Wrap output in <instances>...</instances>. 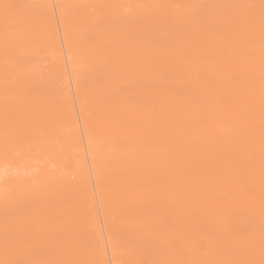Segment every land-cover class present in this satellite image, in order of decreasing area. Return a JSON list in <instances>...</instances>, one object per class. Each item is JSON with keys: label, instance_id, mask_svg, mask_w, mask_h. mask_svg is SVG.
Listing matches in <instances>:
<instances>
[{"label": "bare ground", "instance_id": "1", "mask_svg": "<svg viewBox=\"0 0 264 264\" xmlns=\"http://www.w3.org/2000/svg\"><path fill=\"white\" fill-rule=\"evenodd\" d=\"M15 4L12 14L0 0V171L22 163L30 173L40 159L53 168L0 185V211L8 212L0 239L19 244L26 227L40 249L56 235L66 245L57 264H108L106 242L114 264H264V142L255 141L264 139V0ZM104 9L113 15L98 21ZM254 11L261 17L244 22ZM194 33L202 37L192 45ZM171 37L177 50L159 57ZM219 66L240 73V84ZM129 69L137 72L118 83ZM248 90L259 94L244 95ZM149 158L145 175L135 174ZM112 160L128 183L119 194L116 184L97 187L98 172ZM218 163L224 168L216 172ZM144 183L147 191L138 192ZM60 185L75 187L72 207L54 192ZM30 195L49 213L31 218L22 205ZM132 197L142 213L125 220L116 204ZM82 214L86 222H77ZM193 229L202 232L196 240ZM173 231L181 233L174 244ZM124 243L134 248L127 257ZM80 250L91 259L81 263ZM15 255L1 253L4 260Z\"/></svg>", "mask_w": 264, "mask_h": 264}, {"label": "rangeland", "instance_id": "2", "mask_svg": "<svg viewBox=\"0 0 264 264\" xmlns=\"http://www.w3.org/2000/svg\"><path fill=\"white\" fill-rule=\"evenodd\" d=\"M216 2H220L223 3L224 0H215ZM54 3V1H53ZM8 5V8L10 10V12L12 14H15L18 12V8L19 6L15 4V0H5V5ZM54 11L56 13V7L54 6ZM75 13L72 12L70 13V16L74 17ZM113 15V12L109 9H104L101 10L98 14L97 20H105L110 18ZM189 15V13L187 11H185L183 13V18L186 19L187 16ZM69 16V18H70ZM71 17V18H72ZM261 15L259 14V12L254 11L248 18H244L243 21H247L250 19H258L260 18ZM194 23H189L188 29H191L194 25ZM197 24V23H195ZM57 27L58 30L60 32V45H61V49L65 55V36L62 34L61 32V25L60 22L57 18ZM195 37L193 36L192 38L194 39H190V44L194 45L197 42H199V39H201V35H197L196 33ZM242 36V32L239 31L236 34V39H240ZM28 37L30 39L35 38V34L33 33H29ZM168 36H164L163 34H158L156 36V38L158 39H165ZM40 45L39 43H35L32 45L31 50L35 51L37 49H39ZM178 48V42H177V37H171L168 40H166V44L164 45L161 53L159 54V57H162V55H167L169 56L170 54H172L173 51H176ZM45 66V64H42L40 67L43 68ZM221 66H219L220 68ZM89 70V65L85 64L82 66V68L80 69V73L83 76L84 74H87ZM221 70H229L230 71V80L233 82V84L235 86L239 85L241 82V78L242 75L240 73H235L234 72V68H230V67H225L222 66ZM137 72V69H129L127 71H125L123 73V76L118 80V83H121L122 78L124 76H128V75H132L134 73ZM142 93H147L146 90H142ZM259 93L258 92H252L250 90L246 91L244 93V95L249 96V97H255L257 96ZM158 96V95H157ZM160 98V97H159ZM74 107L76 109V111L78 112V102L76 99H74ZM80 123H81V119L79 118ZM165 136H168V134H165ZM85 139L84 135H83V140ZM242 143H248L251 142L247 141L246 139H242L241 140ZM255 141L258 142H264V139L262 136H258ZM125 146L123 144L119 145V148H121V150H123ZM111 166H106L103 167L97 174V176H99V179L97 180V187H106L107 184H116V189L114 190L115 194H119L121 193L122 189L125 187L127 183V179L126 178H122V177H118L115 174V167H116V161L112 160L111 162ZM153 164V159L149 158L147 160H143L138 162L134 169V173L138 174L139 176H143L145 175V172L148 171L149 167ZM24 165L22 163H18V165L12 166V167H6L5 169H2L0 171V185L4 183V181L6 179H8L9 177L12 176H18V175H27V176H31L32 173H39L41 171H43L44 169H50L53 168V166L51 164H46L42 162V159L39 160V162H37V167L30 173L25 172L24 171ZM222 168H224V164L223 163H218L216 165L213 166V170L216 172H219L222 170ZM236 168L238 169V173L239 175L242 177H245L247 175L246 169H244L243 167L241 168L240 165L236 166ZM45 171V170H44ZM212 173L211 171L206 172V174H210ZM260 175H263L262 172L259 173ZM169 184L168 181L164 180L163 184ZM96 187V190H97ZM95 190V189H94ZM136 190L138 192H143V191H147L145 183L144 184H138ZM74 191H75V187L72 186L71 188H66L63 185L57 186L54 189V192L61 195L62 201L64 202V204L66 205V207H72L74 205ZM26 205V207L28 209H30V214H31V218H36L39 216H44L45 214L49 213L48 208H43V207H37L36 206V202H35V198L33 196L30 195V198H28L27 200H25L22 205ZM134 197H132L130 199V201L125 202L124 204L122 203H117L116 207L120 208L123 210V218L125 220H131L132 217L137 214V213H142V211H138L135 209L134 207ZM148 204H150V202H148ZM96 205H97V209H98V214L100 217V221H101V228L103 233L105 234V225L102 222V216H101V208H100V203L99 201H96ZM116 212L113 211L111 217L114 218ZM8 215V212H1L0 211V230L5 229V225L1 223V219L4 218L5 216ZM221 218V217H220ZM77 219V218H76ZM86 216L85 215H80L78 217V219L76 220L77 222H82L85 221L86 222ZM30 221V220H29ZM196 222H192V224H195ZM170 229V228H169ZM199 229V228H198ZM198 229H193V232L191 234V237L196 240L201 236V230ZM162 231L166 232L165 228H162ZM53 231L50 232V234H52ZM30 232L29 230L24 227L21 229V232L19 234L20 236V242L19 244H17L16 242H14L12 240V238L10 236H6L5 238H1L0 239V264H57L56 263V257H57V253H60L63 249H65L64 246V242L61 238L56 237V235L52 236L49 244L47 247H40V249H37L36 247V240H34L32 238V236H30ZM181 236V233L178 231H173V236L170 238L172 243L174 244L175 241ZM121 251L124 254V256H128L131 254V252H133V249L131 246H129L127 243L122 244L121 246ZM142 249L144 248V245L141 246ZM10 249H14L15 251V256L12 258H8V259H2L1 253L4 250H10ZM201 250V254L202 257H204L206 255V251L202 248H200ZM106 255L108 257V264H114L112 259H111V248H109V244L106 242ZM91 259L90 254H87L86 251L80 250V253L78 255V260L82 262L87 261ZM232 259L231 256H227L224 258L225 261ZM166 260H159V261H152L150 260L149 262H146L144 264H165ZM230 263V262H229ZM231 264V263H230Z\"/></svg>", "mask_w": 264, "mask_h": 264}]
</instances>
